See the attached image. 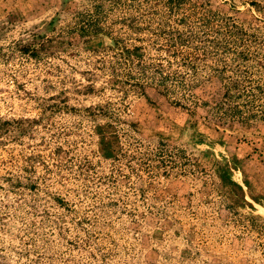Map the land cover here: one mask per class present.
<instances>
[{
    "label": "rangeland",
    "instance_id": "obj_1",
    "mask_svg": "<svg viewBox=\"0 0 264 264\" xmlns=\"http://www.w3.org/2000/svg\"><path fill=\"white\" fill-rule=\"evenodd\" d=\"M155 6L0 0V264H264V0ZM227 82L263 120L207 127Z\"/></svg>",
    "mask_w": 264,
    "mask_h": 264
},
{
    "label": "trees",
    "instance_id": "obj_2",
    "mask_svg": "<svg viewBox=\"0 0 264 264\" xmlns=\"http://www.w3.org/2000/svg\"><path fill=\"white\" fill-rule=\"evenodd\" d=\"M189 0H153L154 3H156L157 7L158 5H162V9H164L165 11H176L179 9L180 6L186 4ZM248 4L253 8L254 11H257L259 13H262L261 11L263 10L261 8V6L259 5L258 2L256 1H249ZM246 11L248 12V14L250 16L253 17V14H251V12L249 11V9H246ZM83 31H85L86 33H89V35H97L100 34V28H96V24L93 25H87V26H83ZM232 42L234 43V41L236 40V36L232 35L231 36ZM169 40L173 46L179 44H183L182 40L180 39V37H177V40H175L174 38H170L167 39ZM215 41V40H214ZM111 43L113 45H116L117 43L114 40H111ZM217 43V41H216ZM24 50V49H23ZM34 50L35 49H29V48H25L24 51H26V53H29V55L34 56ZM140 50L139 45H134L131 48H127L125 46H120L119 47V51L121 56L124 59H129L132 58V54H136L138 53V51ZM160 75H164L163 72L160 73ZM146 79V78H145ZM144 78L139 80L137 79V81H135V89L136 92L151 106V107H155L154 102L151 100V98L145 93L144 91V83L145 80ZM159 86H160V91L161 92H165L166 94V83H164V81H160L159 80ZM222 85V90L220 92V98L218 101L212 102V104H209L208 101H203L201 102L203 105V107H205V118L207 119L206 121L209 123H214L215 126L213 127H218V125H227L231 122H237L238 124L247 126L250 125L251 121L255 122L258 119L263 120V115H257L256 112L251 109L252 104H253V98L256 96V91L253 90V88H249V89H245V90H238L237 89V85L234 84L235 86H233V88H230V84L227 83H221ZM263 80L262 83L257 84L256 85V89L257 91H262L263 89ZM191 87V86H190ZM163 88V89H162ZM244 96L245 99L241 100V97ZM233 98H235V100H232ZM173 105L175 106H179L180 102L175 100L172 102ZM196 103V102H194ZM182 107V106H181ZM184 109L186 111H189L188 108ZM191 113V111L189 112ZM193 113V112H192ZM6 121H2V124H5ZM206 122V123H207ZM206 124L207 127H211V124ZM173 128H174V132H178L181 133V131H183L186 128H195L197 129V131H200V133L202 132L201 126L199 124H197L196 120H192V119H188L186 118L182 123H176V122H171ZM202 125L204 126L205 124L202 123ZM130 128L132 130L137 131V126L138 124L133 122L129 124ZM157 135H159L160 137H162V135H164L165 137H170V134H165L162 131L157 132ZM117 137L114 133L112 132H99V148L102 152V154L105 157H110L112 155V150H113V146L114 143L116 142ZM232 157V156H231ZM233 159V158H232ZM222 170L223 176H227L226 179H228V175H229V168H228V164L224 163L222 168H220ZM217 173V171H216ZM218 174V173H217ZM229 183L231 185H233L235 188H238L241 194V190H240V186H238L237 184L230 182Z\"/></svg>",
    "mask_w": 264,
    "mask_h": 264
}]
</instances>
